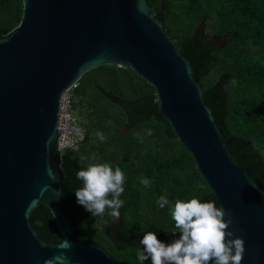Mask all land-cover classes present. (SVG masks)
<instances>
[{"label":"water","instance_id":"1","mask_svg":"<svg viewBox=\"0 0 264 264\" xmlns=\"http://www.w3.org/2000/svg\"><path fill=\"white\" fill-rule=\"evenodd\" d=\"M0 37V264H45L63 238L70 264H122L73 229L57 150L63 94L89 71L129 68L155 90L159 112L244 238L241 264H264V190L232 157L192 65L147 0H22ZM43 206L57 242L33 229ZM47 221V218L44 222Z\"/></svg>","mask_w":264,"mask_h":264},{"label":"trees","instance_id":"2","mask_svg":"<svg viewBox=\"0 0 264 264\" xmlns=\"http://www.w3.org/2000/svg\"><path fill=\"white\" fill-rule=\"evenodd\" d=\"M147 2L190 60L233 159L264 190V0ZM22 10V0H0V37L19 24ZM71 106L86 137L76 150L63 155L60 168L67 193L57 203L84 240L102 246L121 263L134 264L121 250L141 248L145 232H156L166 243L179 235L173 234L168 206H156L158 196L170 203L193 197L216 203L193 156L161 116L154 88L131 69L105 65L84 74L73 90ZM97 131L105 141L97 139ZM81 156L88 159L81 161ZM104 162L120 167L125 176L119 197L124 201L119 209L123 223L118 236L111 232L115 243L109 246L110 210L92 217L76 203L74 193L81 186L75 172ZM141 177L150 178V187L139 183ZM42 211L55 224L49 211L39 206L33 229L45 235L46 242H57L43 232Z\"/></svg>","mask_w":264,"mask_h":264},{"label":"clouds","instance_id":"3","mask_svg":"<svg viewBox=\"0 0 264 264\" xmlns=\"http://www.w3.org/2000/svg\"><path fill=\"white\" fill-rule=\"evenodd\" d=\"M151 134V130H147ZM100 142L106 137L96 132ZM88 159L81 156L80 160ZM75 179L81 182L74 193L76 203L92 217L103 215L109 209L112 218H119V209L124 204L120 199L124 191L125 176L120 167H112L109 163H89L75 172ZM139 183L146 189L151 180L141 177ZM156 206L169 208L178 233L174 239L164 242L157 238L153 231L145 232L139 240L141 248L136 252L138 264L147 260L150 264H241L244 253V238L235 235L229 226L233 217L226 213L222 205L211 200L193 197L187 200H175L170 203L164 196H158ZM71 241L63 238L56 247L62 249L45 264H70L65 252L71 248Z\"/></svg>","mask_w":264,"mask_h":264},{"label":"built area","instance_id":"4","mask_svg":"<svg viewBox=\"0 0 264 264\" xmlns=\"http://www.w3.org/2000/svg\"><path fill=\"white\" fill-rule=\"evenodd\" d=\"M77 84H73L62 96L59 111L57 150L61 155L66 150L71 152L76 150L83 143L86 137L84 128L79 119L72 115L71 102L73 99V90L77 88Z\"/></svg>","mask_w":264,"mask_h":264},{"label":"flooded vegetation","instance_id":"5","mask_svg":"<svg viewBox=\"0 0 264 264\" xmlns=\"http://www.w3.org/2000/svg\"><path fill=\"white\" fill-rule=\"evenodd\" d=\"M41 216H42V224H43V232L45 234H52L53 235V238L55 235H57L58 233L55 231L56 230V227H55V224H53L51 222V220H49V218L45 215V212H40ZM47 218V221H45V219ZM55 223V222H54ZM122 220L121 218H110V221H109V224H108V228H107V235H108V241H107V244L108 246L109 245H114L115 243V238L114 236L111 234V232H113L114 235L118 236L116 233H119L118 231L116 230H120L121 229V225H122ZM113 228V229H112ZM115 232V233H114ZM123 235H124V232H123ZM44 236H40L44 239ZM56 240V239H54ZM99 247H102V246H99ZM103 248V247H102ZM120 248H123L122 245H120ZM105 250V248H103ZM140 249L139 248H135V249H125L123 248V250H121V252H123L125 254V257L126 258H132V261L134 262V264H138L137 260H136V252ZM107 252V250H105ZM108 253V252H107ZM109 254V253H108ZM110 255V254H109ZM111 256V255H110ZM112 257V256H111ZM115 259V258H114ZM116 260V259H115ZM118 261V260H117ZM120 262V261H119ZM147 260L144 262V264H147L146 263ZM121 263V262H120ZM124 264V263H122Z\"/></svg>","mask_w":264,"mask_h":264},{"label":"rangeland","instance_id":"6","mask_svg":"<svg viewBox=\"0 0 264 264\" xmlns=\"http://www.w3.org/2000/svg\"><path fill=\"white\" fill-rule=\"evenodd\" d=\"M77 112H75L74 110H72V115L73 116H75V117H77V114H76Z\"/></svg>","mask_w":264,"mask_h":264}]
</instances>
